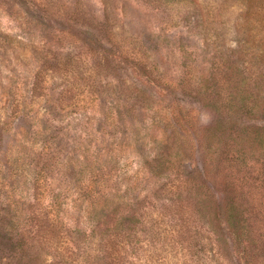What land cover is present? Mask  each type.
<instances>
[{
  "label": "rangeland",
  "instance_id": "obj_1",
  "mask_svg": "<svg viewBox=\"0 0 264 264\" xmlns=\"http://www.w3.org/2000/svg\"><path fill=\"white\" fill-rule=\"evenodd\" d=\"M0 264H264V0H0Z\"/></svg>",
  "mask_w": 264,
  "mask_h": 264
}]
</instances>
